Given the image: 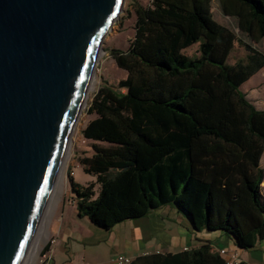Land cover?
Masks as SVG:
<instances>
[{"label": "trees", "instance_id": "trees-1", "mask_svg": "<svg viewBox=\"0 0 264 264\" xmlns=\"http://www.w3.org/2000/svg\"><path fill=\"white\" fill-rule=\"evenodd\" d=\"M219 4L242 36L264 40V0ZM131 9L132 39L109 50L126 76L99 87L81 131L92 153L78 163L94 179L69 177L77 216L108 231L170 205L192 230H220L238 248H254L264 241V108L240 86L264 66V53L214 20L210 0L132 1ZM236 41L248 54L229 64ZM195 43L198 56L183 53ZM209 246L130 264H227Z\"/></svg>", "mask_w": 264, "mask_h": 264}, {"label": "water", "instance_id": "water-1", "mask_svg": "<svg viewBox=\"0 0 264 264\" xmlns=\"http://www.w3.org/2000/svg\"><path fill=\"white\" fill-rule=\"evenodd\" d=\"M125 0H0V264H23Z\"/></svg>", "mask_w": 264, "mask_h": 264}, {"label": "rangeland", "instance_id": "rangeland-1", "mask_svg": "<svg viewBox=\"0 0 264 264\" xmlns=\"http://www.w3.org/2000/svg\"><path fill=\"white\" fill-rule=\"evenodd\" d=\"M132 1H136L143 6L148 5V0H125L118 18L103 40L102 51L94 71L93 84L90 86L85 105L71 136L69 152L62 170L63 182H61L59 190L57 189L53 200L51 199L50 207L47 208L45 216H43L44 225L40 233L35 237L34 242L37 241L27 264H42L43 249L47 244V240L51 237L49 233L50 229L55 225L62 205L68 201L71 202V199H73V195L69 189V177L72 176L76 182L81 184H85L94 179L91 175L85 174L78 163L79 157L89 156L92 153V142L85 139L81 131L88 120L94 117V114L88 112V108L99 87L115 86L119 80L126 76L125 70L117 67L115 64L109 50L111 48L125 50L134 35L135 14L131 9ZM210 11L213 19L231 29L237 38L242 39V43H247L264 53V40L253 42L249 38L242 36L238 32L235 20L222 13L219 0H210ZM242 43L235 42L234 48L227 59V63L233 64L239 60L246 59L248 52ZM183 53L190 57L198 56V43L184 49ZM240 90L246 94L247 98L255 107L264 108V66L244 82L240 86ZM260 165L264 169V151L260 158ZM155 210H151L145 216L135 218L142 226L144 241L149 250L155 246L163 245L170 236L175 235L174 229L176 225L173 216L171 214L166 215L163 210ZM44 228L45 231L47 230V236L44 234ZM242 258L245 264H264V247L260 242H257L252 250L243 254Z\"/></svg>", "mask_w": 264, "mask_h": 264}, {"label": "crops", "instance_id": "crops-1", "mask_svg": "<svg viewBox=\"0 0 264 264\" xmlns=\"http://www.w3.org/2000/svg\"><path fill=\"white\" fill-rule=\"evenodd\" d=\"M156 210H163L166 215L173 216L175 235L170 236L163 245L149 250L138 220L122 221L107 231L94 226L86 217L77 216L75 200L71 199V202L62 205L56 223L50 229L49 233L55 241L49 257L43 258L42 264H77L80 261L105 264L117 254H125L133 259L144 254L175 253L197 248L202 243H209V252L212 254L221 255L219 251L224 249L225 253L221 257L225 261L244 262L243 254L253 249L238 248L232 237L220 230H192L186 219L170 205L160 206ZM258 242L264 247V241Z\"/></svg>", "mask_w": 264, "mask_h": 264}, {"label": "built area", "instance_id": "built-area-1", "mask_svg": "<svg viewBox=\"0 0 264 264\" xmlns=\"http://www.w3.org/2000/svg\"><path fill=\"white\" fill-rule=\"evenodd\" d=\"M55 239L51 236L48 240H47V244L45 245V247H47V250L45 252H43L42 257L46 259L49 257L48 254H50L51 252V248L54 244ZM219 253L221 255H223L225 253L224 249H221L219 251ZM234 258V256H233ZM132 257L125 255V254H117L114 257H112L108 262H106L105 264H130L132 262ZM43 262V261H41ZM227 264H234L236 263L235 260H226ZM77 264H93L90 263L88 261H80Z\"/></svg>", "mask_w": 264, "mask_h": 264}, {"label": "bare ground", "instance_id": "bare-ground-1", "mask_svg": "<svg viewBox=\"0 0 264 264\" xmlns=\"http://www.w3.org/2000/svg\"><path fill=\"white\" fill-rule=\"evenodd\" d=\"M93 80V79H92ZM92 84H93V82L91 81V83H90V86H92ZM90 86H89V89H90ZM68 152H69V149H68ZM68 152L66 153V156H65V159H64V161H63V163H62V166H61V170H60V173L58 174V177H57V180H56V186H55V189H54V192H53V195H52V200H53V197L55 196V194H56V192H57V189L59 190V188H60V186H61V182H63V178H62V176H63V173H62V170H63V166H64V162H65V160H66V157H67V155H68ZM51 203V202H50ZM49 207H50V205H49ZM44 216H45V214H44ZM43 218L44 217H42V220H41V222H40V224H39V227H38V230H37V232H36V235L37 234H39L40 233V231H41V228H42V226L44 225L43 223H44V220H43ZM44 234L46 235L47 234V230L45 231V228H44ZM36 237V236H35ZM35 237H34V240H35ZM34 240H33V242H34ZM37 241V240H36ZM36 241L34 242V244H33V242H32V244H33V246L31 245V247L29 248V251H28V254H27V257H26V259H25V261H24V263L25 264H27L28 262H29V259H30V256H31V254H32V251H33V248H34V245H35V243H36ZM29 255V256H28ZM23 263V264H24Z\"/></svg>", "mask_w": 264, "mask_h": 264}]
</instances>
